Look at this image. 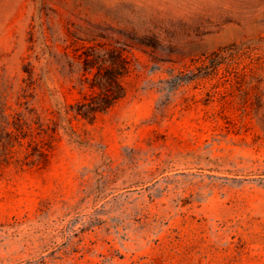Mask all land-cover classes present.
I'll list each match as a JSON object with an SVG mask.
<instances>
[{"label":"rangeland","instance_id":"rangeland-1","mask_svg":"<svg viewBox=\"0 0 264 264\" xmlns=\"http://www.w3.org/2000/svg\"><path fill=\"white\" fill-rule=\"evenodd\" d=\"M116 54L125 98L74 118ZM0 109L52 136L0 175V264H264V0H0Z\"/></svg>","mask_w":264,"mask_h":264},{"label":"trees","instance_id":"trees-1","mask_svg":"<svg viewBox=\"0 0 264 264\" xmlns=\"http://www.w3.org/2000/svg\"><path fill=\"white\" fill-rule=\"evenodd\" d=\"M82 59L81 97L69 106L74 118H80L90 123L101 114L107 113L126 96L123 79L130 72V61L127 56L116 54L113 56H80ZM87 74H91L90 77ZM0 109V116L3 113ZM27 126L19 115L7 118L5 124L0 122V175L10 166L23 167L29 165H46L51 149L48 139L33 140ZM39 134V133H38ZM31 137L27 142V152L18 157L17 147L23 146V140ZM30 148V151H28Z\"/></svg>","mask_w":264,"mask_h":264}]
</instances>
